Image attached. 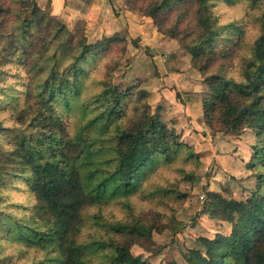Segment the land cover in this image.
Instances as JSON below:
<instances>
[{"label": "trees", "instance_id": "16d2710c", "mask_svg": "<svg viewBox=\"0 0 264 264\" xmlns=\"http://www.w3.org/2000/svg\"><path fill=\"white\" fill-rule=\"evenodd\" d=\"M211 1L160 0L144 12L156 20L160 12L174 5L188 3L194 7L196 25L192 31H180L174 25L162 33L178 41L191 55L192 67L202 75L209 71L208 61L215 55L223 30L212 16ZM20 19L22 32L14 39L25 50L35 49L28 33L47 22L43 64L48 70L39 92L34 97L27 90V105L16 113L19 124L25 126L15 134L12 131V149L6 151L0 145V189L7 187L9 178L24 180L36 203L31 208L22 207L30 212L28 218L0 211V230H6L14 243L43 249L48 258L40 264H90L85 255L87 246L77 241L87 208L128 196L144 173L159 163V157L171 162L183 145L159 113L150 112L145 90L138 91L143 100L135 107V120L124 124V104L132 97L133 89L119 90L111 83V72L92 102L81 104L83 115L86 111L97 112L73 136H67L58 107L71 108L84 89L89 62L99 59L109 45L122 38L116 35L87 43L83 36L77 37L47 16L35 0L22 1ZM179 19L180 14L174 24ZM243 77V82L237 83L213 73L202 80L203 121L213 129L216 120L220 131L230 134L252 129L262 143L255 158L264 166V33L253 43ZM201 155L209 152L190 153L196 158ZM263 179L258 174L259 184ZM208 197L210 201L202 204L204 212L229 223L231 230L213 239L198 238L199 247L185 255L187 264H264V194L257 191L245 200L226 199L215 192H209ZM199 207L196 204L194 209ZM108 229L122 240L95 242V250H110L102 264H147L131 253V247L139 239H149L154 227L134 222L116 223Z\"/></svg>", "mask_w": 264, "mask_h": 264}, {"label": "rangeland", "instance_id": "374dc122", "mask_svg": "<svg viewBox=\"0 0 264 264\" xmlns=\"http://www.w3.org/2000/svg\"><path fill=\"white\" fill-rule=\"evenodd\" d=\"M22 1L0 0V145L6 151L12 149V131L14 130L15 134L17 129L25 126L19 124L16 113L21 112L20 109L27 105V90L35 97L48 70L43 64L46 58L43 49L47 40V22L28 33L32 35L30 40L33 39L35 49L25 50L14 39L22 32ZM49 1L45 0V3L39 6L35 0L47 16L63 24L77 37L83 36L87 43L93 44L116 35L122 38V41L109 45V49L104 51L99 59L89 62L87 68L89 67L90 71L83 80L84 89L71 108L58 107L66 135L73 136L86 119L97 112L86 111L87 114L83 115L81 104L92 102V97L102 88L101 82L107 79L111 72V83L119 90L124 91L130 87L133 89L132 97L126 99L124 104V124L130 125L135 120V107L143 100L138 91L145 90L148 92L146 102L150 106V112L159 113L161 121L174 129L184 147L173 154L171 162L166 163L159 157V163L144 173L140 184L128 196L87 208L77 236V241L87 246L86 260L90 264H102L107 259L110 250H95V242L111 238L115 239L114 241L122 240L111 232L108 226L137 222L155 229L149 239H139L131 247L134 256H139L147 264H187L185 255L199 247L198 238L213 239L217 234L228 235L231 230L229 223L212 219L204 212L206 207H202V204L210 201L209 192L219 193L226 199L234 200H245L257 191L264 194V179L260 184L257 182L258 174L264 176V166L255 158L256 150L261 148L262 143L249 128L238 134L225 133L220 131L216 120L212 123L213 129L208 127L203 121L204 88L202 89L201 84L205 77L213 73H220L237 83L243 82V68L251 58L253 43L264 33V2L211 1L212 16L223 30L218 36L215 55L212 61H208L209 71L202 75L192 67L191 55L178 41L162 33V30L167 31L174 25L184 32L194 29L195 9L188 3L174 5L171 10L160 12L154 20L144 12L150 4L160 0H103L109 6L111 17L118 18L131 13L139 26H148V31L153 28L162 42L160 45L164 46L160 48L147 45L141 37L143 35H132L128 24L118 26L111 34L105 27L104 32L109 34L108 37L89 29L84 14L88 15L86 6L90 5L92 0H76L77 7L82 12L73 11L70 22L53 16ZM178 14L180 19L178 24H174L178 20ZM228 25L231 27L225 28ZM155 56H158L157 60L164 64L167 70L169 67L183 74V71L189 68V71L196 73L192 81L194 85H198L199 91L181 95L176 93V102L182 106L188 101L200 102L199 124L203 126V130L197 126H194L196 129L190 128L189 113L181 111L180 105L179 107L172 104L166 107L162 102L151 98L146 86L158 76L153 60ZM168 88L171 91L174 89ZM192 114L195 117L193 112ZM205 152H209V155H201L199 158L190 156V153ZM2 162L0 159V164ZM7 181V187L0 189V211L11 213L17 218H28L30 212L22 207L31 208L36 203L28 185L20 179L9 178ZM196 204H200V207L194 209ZM190 210L194 211L190 213ZM5 231L0 230V263L40 264L48 258L43 249L14 243Z\"/></svg>", "mask_w": 264, "mask_h": 264}, {"label": "crops", "instance_id": "0c3cea01", "mask_svg": "<svg viewBox=\"0 0 264 264\" xmlns=\"http://www.w3.org/2000/svg\"><path fill=\"white\" fill-rule=\"evenodd\" d=\"M39 6H42L45 0H36ZM76 0H50L51 4V13L53 16H56L63 20L64 22H70V17L72 16L73 11L79 12L80 10L77 7L75 2ZM86 11L88 15L85 13L84 17L88 22V28L94 29L97 32L101 33L102 36L108 37L109 34L104 32L106 28H108V33H112L115 31L118 26H126L129 25L128 28L132 35H143L141 36L143 40L146 41L147 45H151L152 47H162L160 45L161 40H159L158 34L152 28L150 31L147 30L148 26H139L136 23L134 15L131 13L125 14V16H120L118 18L111 17L109 12V6L103 0H92L90 5L86 6ZM80 12H82L80 10ZM83 14V13H82ZM90 20V21H89ZM108 26V27H107ZM106 27V28H105ZM136 33V34H134ZM162 43V42H161ZM172 43V42H171ZM172 46V44H164ZM150 47V46H149ZM164 48V46L162 47ZM179 52V51H177ZM158 56L153 58L154 65L157 67L158 76L154 78V81L146 86V89L149 91L151 98H155L156 102H162L166 107L179 106L178 102H176V93L181 95V93H193L198 92V85H194L192 78L195 77L196 73L189 71V68L183 71V74H179L175 72V70L168 68L166 69L165 65L162 64L159 60H157ZM150 62V60H148ZM174 65V63H173ZM195 81V80H194ZM193 84V85H192ZM202 84V83H201ZM172 87V91L168 87ZM203 89V85H202ZM203 91V90H202ZM175 93V94H174ZM162 99V100H161ZM181 106V111H186L189 113L190 122L189 126L191 129H196L194 126L199 127L203 130V126H200L199 119H201V105L200 102L188 101L185 106ZM179 106V107H180ZM200 106V107H199ZM197 108H198V116H197ZM168 112L169 110L166 109ZM192 112L195 114L193 116ZM178 119V118H177ZM179 122V120H177Z\"/></svg>", "mask_w": 264, "mask_h": 264}]
</instances>
